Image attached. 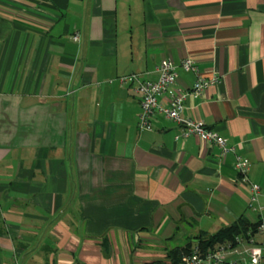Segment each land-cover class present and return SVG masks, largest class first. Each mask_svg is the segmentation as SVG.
<instances>
[{
    "label": "crops",
    "instance_id": "0c3cea01",
    "mask_svg": "<svg viewBox=\"0 0 264 264\" xmlns=\"http://www.w3.org/2000/svg\"><path fill=\"white\" fill-rule=\"evenodd\" d=\"M163 57L182 86L185 57L219 77L180 115L230 150L160 111L138 127L118 77ZM240 215L264 216V0H0V264H167Z\"/></svg>",
    "mask_w": 264,
    "mask_h": 264
},
{
    "label": "built area",
    "instance_id": "2783aa9c",
    "mask_svg": "<svg viewBox=\"0 0 264 264\" xmlns=\"http://www.w3.org/2000/svg\"><path fill=\"white\" fill-rule=\"evenodd\" d=\"M77 35L74 36V39ZM180 65L196 73L191 87H185L177 82L176 63L170 57H163L155 66L157 77L155 79H141L139 73L131 72L120 75V82H135L134 90L140 96V112L138 127L149 129L151 119L157 111L163 112L166 117L177 122L182 127V135H197L201 140L217 144L224 154L230 147L226 145L225 137L213 128L207 127L203 121L184 118L180 115L183 101L187 94H200L207 86L219 81L218 76L204 77L198 72L195 61L183 58ZM163 96L166 103L162 104L158 96ZM239 175L238 179L248 182L249 202L257 201L259 185L248 181L246 177L247 161L236 156L234 162ZM247 181V182H246ZM259 236V238L257 237ZM181 264H264V216L259 218L254 233L248 237L238 234L235 244L231 242L217 243L207 250L200 249L198 244H193L190 251L182 257Z\"/></svg>",
    "mask_w": 264,
    "mask_h": 264
},
{
    "label": "trees",
    "instance_id": "16d2710c",
    "mask_svg": "<svg viewBox=\"0 0 264 264\" xmlns=\"http://www.w3.org/2000/svg\"><path fill=\"white\" fill-rule=\"evenodd\" d=\"M258 222L259 218L256 221H250L246 216L240 215L234 221L222 225L213 232L202 230L196 235L186 238L183 244L170 247L167 251V257L169 258L167 264H181L183 255L190 251L192 245L195 243L202 250H207L214 247L215 244L222 242L235 244V237L238 234L248 237L251 233H254Z\"/></svg>",
    "mask_w": 264,
    "mask_h": 264
},
{
    "label": "rangeland",
    "instance_id": "374dc122",
    "mask_svg": "<svg viewBox=\"0 0 264 264\" xmlns=\"http://www.w3.org/2000/svg\"><path fill=\"white\" fill-rule=\"evenodd\" d=\"M257 237L259 238V236L257 235Z\"/></svg>",
    "mask_w": 264,
    "mask_h": 264
}]
</instances>
